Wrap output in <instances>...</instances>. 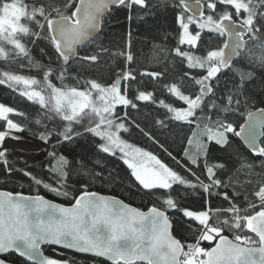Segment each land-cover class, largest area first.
<instances>
[{"label": "trees", "instance_id": "trees-1", "mask_svg": "<svg viewBox=\"0 0 264 264\" xmlns=\"http://www.w3.org/2000/svg\"><path fill=\"white\" fill-rule=\"evenodd\" d=\"M76 1L0 0V22L8 21L7 7L21 10L16 29L0 28V104L10 110L0 117V131L12 123L18 134L49 147L47 153L6 148L0 190L64 205L95 191L139 209L156 206L167 213L183 245L182 260L197 250L202 259L220 235L256 245L244 217L264 209V130L259 154L235 133L247 113L264 108V0H199L201 18L216 23L210 27L182 8L195 0H127L111 8L99 33L67 60L52 42L47 22L71 16ZM223 17L247 27L244 51L225 68L211 56L224 45ZM93 86L119 89L123 100L111 115L117 137L151 154L177 181L144 187L115 143L99 134L92 109L74 113L56 100L55 90L90 92ZM28 91L40 99L28 97ZM186 108L188 117L174 116ZM208 132L223 138H209ZM185 210L206 211L207 221L200 223ZM42 250L46 260L111 264L53 246ZM2 258L32 264L14 253Z\"/></svg>", "mask_w": 264, "mask_h": 264}, {"label": "water", "instance_id": "water-1", "mask_svg": "<svg viewBox=\"0 0 264 264\" xmlns=\"http://www.w3.org/2000/svg\"><path fill=\"white\" fill-rule=\"evenodd\" d=\"M126 1L77 0L71 16L48 20L59 54L73 59L77 49L99 33L102 17ZM182 8L195 18L204 14L199 0L183 2ZM219 25L225 40L218 64L225 68L244 51L247 27L230 17L221 18ZM206 92L203 86L202 93ZM263 130L264 108H260L246 114L235 135L245 148L259 154ZM244 228L257 239L256 245L220 235L205 251L203 264H264V209L244 217ZM44 246L111 264H182L184 251L167 213L156 206L139 209L117 196L95 191L83 192L64 205L42 195L0 190V264H12L2 258L6 253L43 264Z\"/></svg>", "mask_w": 264, "mask_h": 264}, {"label": "rangeland", "instance_id": "rangeland-1", "mask_svg": "<svg viewBox=\"0 0 264 264\" xmlns=\"http://www.w3.org/2000/svg\"><path fill=\"white\" fill-rule=\"evenodd\" d=\"M132 1L137 3L144 2V0ZM210 6L212 7V5ZM20 13L21 10H19L18 7H7L6 20L8 21H1L0 28L2 27V25H4L10 31L16 29L17 20L20 16ZM198 23L205 27H210V24H216L209 19H207L206 21L204 18H200V20H198ZM220 52L213 53L211 56L213 58L216 57L217 59H219ZM215 70L216 67L212 69V72H215ZM26 95L30 98H36L38 100L40 99L39 94L35 91H28L26 92ZM55 97L58 102L68 105V108L74 113L83 111L85 108H89L92 109L98 115L99 134L101 133L102 136L107 138V140H111V144L113 147V143H115L117 150L125 157L133 173L144 187H167L178 180L176 174L170 171L166 166L160 163L151 154L134 146L123 144V142H121L117 137L116 130L118 128L117 125L112 121L111 115L113 105L123 100V97L120 94L118 88H101L93 86L90 92H62L55 90ZM192 103L193 101L190 102V104ZM8 112H10L9 108L0 104V117H6ZM188 115V108L174 111V116L178 119H185L186 117H188ZM207 135L209 138H223L222 134L215 132H208ZM8 147H16L27 150H38L46 153L49 152V147L47 145L18 134L17 128L12 123H9L5 130L0 131V156L2 155V152ZM184 213L186 216L194 218L200 223H205L208 218V213L206 211L195 212L185 210ZM200 254L201 252L197 250L193 253L192 256L186 257L182 261H184L185 263L193 264L195 260L196 262L203 264L204 260L203 258H200ZM202 254L204 255V251L202 252ZM45 263L67 264L52 259L45 260Z\"/></svg>", "mask_w": 264, "mask_h": 264}]
</instances>
